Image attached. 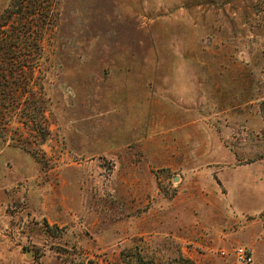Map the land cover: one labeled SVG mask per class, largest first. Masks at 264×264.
<instances>
[{
  "label": "rangeland",
  "instance_id": "1",
  "mask_svg": "<svg viewBox=\"0 0 264 264\" xmlns=\"http://www.w3.org/2000/svg\"><path fill=\"white\" fill-rule=\"evenodd\" d=\"M18 1L0 264H264V0Z\"/></svg>",
  "mask_w": 264,
  "mask_h": 264
},
{
  "label": "trees",
  "instance_id": "2",
  "mask_svg": "<svg viewBox=\"0 0 264 264\" xmlns=\"http://www.w3.org/2000/svg\"><path fill=\"white\" fill-rule=\"evenodd\" d=\"M18 4H20V0L17 2ZM32 20L29 18V21ZM21 25L24 27L25 23H21ZM29 25V24H28ZM20 31L19 28L17 30V32L20 34ZM1 32V31H0ZM23 34V33H22ZM24 34H27V33H24ZM13 33H8L6 36H7V41H6V45L8 43V39H11L13 37ZM34 35V34H33ZM17 37V36H16ZM20 37H21V34H20ZM32 37V36H31ZM3 39L0 38V45L1 47L3 45H5L3 42ZM32 43V41L29 39L28 40V47H29V44ZM33 44V43H32ZM27 47V48H28ZM39 54H40V49L38 48V45L35 44V51H32L30 50L29 48L26 49V52H25V55L27 56V64H32V62H36L38 57H39ZM13 62H8V64H12ZM260 108L261 110L264 111V100L261 102L260 104ZM122 263L123 264H157L154 260L152 259H146L144 257H142L141 255L137 254V253H133V254H127V255H123L122 259H121Z\"/></svg>",
  "mask_w": 264,
  "mask_h": 264
},
{
  "label": "built area",
  "instance_id": "3",
  "mask_svg": "<svg viewBox=\"0 0 264 264\" xmlns=\"http://www.w3.org/2000/svg\"><path fill=\"white\" fill-rule=\"evenodd\" d=\"M235 257L238 261L242 263H250L251 262V254L249 250L245 247H238L235 249ZM223 253V251L221 252Z\"/></svg>",
  "mask_w": 264,
  "mask_h": 264
},
{
  "label": "crops",
  "instance_id": "4",
  "mask_svg": "<svg viewBox=\"0 0 264 264\" xmlns=\"http://www.w3.org/2000/svg\"><path fill=\"white\" fill-rule=\"evenodd\" d=\"M263 161H264V160L259 159V160L255 161V162L253 161L252 163L255 164V163L257 162V163H259V164H264ZM249 164H250V163H249ZM263 168H264V167H263ZM263 168H262V169H263ZM260 171H262V174H261V175H264V174H263V173H264V169H263V170H260ZM257 174L260 175V174L258 173V171H257ZM220 178H222V177H220ZM224 185L226 186V184H224ZM226 187H227V186H226Z\"/></svg>",
  "mask_w": 264,
  "mask_h": 264
},
{
  "label": "water",
  "instance_id": "5",
  "mask_svg": "<svg viewBox=\"0 0 264 264\" xmlns=\"http://www.w3.org/2000/svg\"><path fill=\"white\" fill-rule=\"evenodd\" d=\"M25 255H26V257L30 258L32 256V253H31V251H26Z\"/></svg>",
  "mask_w": 264,
  "mask_h": 264
}]
</instances>
